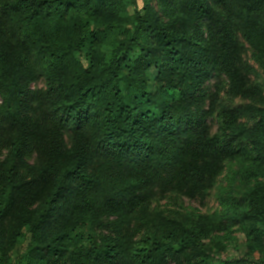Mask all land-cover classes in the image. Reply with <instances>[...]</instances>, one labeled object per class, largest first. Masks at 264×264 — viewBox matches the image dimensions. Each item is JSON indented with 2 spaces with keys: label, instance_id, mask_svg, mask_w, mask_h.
<instances>
[{
  "label": "trees",
  "instance_id": "trees-1",
  "mask_svg": "<svg viewBox=\"0 0 264 264\" xmlns=\"http://www.w3.org/2000/svg\"><path fill=\"white\" fill-rule=\"evenodd\" d=\"M0 153V264H264V0H0Z\"/></svg>",
  "mask_w": 264,
  "mask_h": 264
},
{
  "label": "rangeland",
  "instance_id": "rangeland-1",
  "mask_svg": "<svg viewBox=\"0 0 264 264\" xmlns=\"http://www.w3.org/2000/svg\"><path fill=\"white\" fill-rule=\"evenodd\" d=\"M137 1L138 5L142 7L144 0ZM154 5L157 6L155 2ZM244 58L250 65L260 71L258 66L252 60L251 51L249 49H247L244 54ZM84 62L86 64L88 63L86 60ZM150 74L151 76H154L156 71L152 69ZM252 78L260 79L259 76L256 77L255 75H252ZM42 85V82L37 83L38 87H41ZM221 98L228 104L238 105L244 102L239 98L231 100L224 92L221 94ZM209 121L211 125L216 128V121L213 119H210ZM0 156H2L1 153ZM237 170L238 166L236 163L227 162L223 172L217 179L216 185L207 194L196 198H179L174 195H169L166 197H160L154 205L173 214L175 212H180L182 214H206L217 211L221 209L220 201L223 196L230 192L241 194L245 189V185L235 174ZM218 235L219 238L215 239L214 243L210 240L207 242L211 249L213 264H254L255 259L247 256L246 239L242 231H240L237 227H234L230 230V232H221ZM27 245V237L19 239L16 248L18 256L25 252Z\"/></svg>",
  "mask_w": 264,
  "mask_h": 264
}]
</instances>
